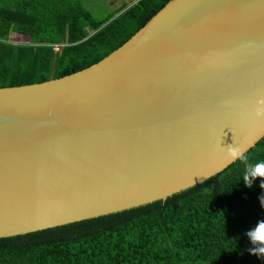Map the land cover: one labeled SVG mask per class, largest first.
<instances>
[{"label":"water","instance_id":"water-1","mask_svg":"<svg viewBox=\"0 0 264 264\" xmlns=\"http://www.w3.org/2000/svg\"><path fill=\"white\" fill-rule=\"evenodd\" d=\"M264 0H170L98 63L0 88V239L166 200L264 138Z\"/></svg>","mask_w":264,"mask_h":264},{"label":"trees","instance_id":"trees-1","mask_svg":"<svg viewBox=\"0 0 264 264\" xmlns=\"http://www.w3.org/2000/svg\"><path fill=\"white\" fill-rule=\"evenodd\" d=\"M170 0H133L102 20L75 0H0V88L86 69L122 46ZM17 33L28 43L10 40ZM249 163L264 160V138ZM245 163L166 200L0 239V264H255L247 232L264 220L261 178Z\"/></svg>","mask_w":264,"mask_h":264},{"label":"clouds","instance_id":"clouds-1","mask_svg":"<svg viewBox=\"0 0 264 264\" xmlns=\"http://www.w3.org/2000/svg\"><path fill=\"white\" fill-rule=\"evenodd\" d=\"M255 115L257 118H264V101L260 102V106L255 110ZM226 152L231 160H240L245 163L242 180L246 186L251 187L256 178L259 177L261 178L260 186L264 188V160L249 163L246 150L236 145L227 147ZM261 203L264 205V198H261ZM247 237L254 246L250 251L253 254L264 256V220L258 221L254 227L248 230Z\"/></svg>","mask_w":264,"mask_h":264},{"label":"rangeland","instance_id":"rangeland-1","mask_svg":"<svg viewBox=\"0 0 264 264\" xmlns=\"http://www.w3.org/2000/svg\"><path fill=\"white\" fill-rule=\"evenodd\" d=\"M81 3L86 9H88L93 17L97 20L105 19L115 10L117 4L115 0H75ZM120 1V0H119ZM17 33L11 34L10 40L12 42L22 44L28 43L29 37L16 35Z\"/></svg>","mask_w":264,"mask_h":264},{"label":"crops","instance_id":"crops-1","mask_svg":"<svg viewBox=\"0 0 264 264\" xmlns=\"http://www.w3.org/2000/svg\"><path fill=\"white\" fill-rule=\"evenodd\" d=\"M115 2L117 3V4H115V6H116V8H115V10H117V9H119L124 3H132L133 2V0H115ZM112 12H114V11H112ZM16 35H19V34H16ZM19 36H23V37H25L24 35H19ZM257 260H254V263L255 264H261V262H260V259H259V257L258 258H256ZM263 264H264V261H263Z\"/></svg>","mask_w":264,"mask_h":264}]
</instances>
